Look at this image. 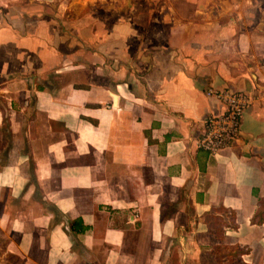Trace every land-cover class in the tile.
Returning a JSON list of instances; mask_svg holds the SVG:
<instances>
[{
    "label": "crops",
    "instance_id": "obj_1",
    "mask_svg": "<svg viewBox=\"0 0 264 264\" xmlns=\"http://www.w3.org/2000/svg\"><path fill=\"white\" fill-rule=\"evenodd\" d=\"M208 88L249 98L214 156ZM263 199L264 0H0V264H263Z\"/></svg>",
    "mask_w": 264,
    "mask_h": 264
},
{
    "label": "built area",
    "instance_id": "obj_2",
    "mask_svg": "<svg viewBox=\"0 0 264 264\" xmlns=\"http://www.w3.org/2000/svg\"><path fill=\"white\" fill-rule=\"evenodd\" d=\"M205 94L224 105L222 114L206 118L197 143L200 150L214 156L231 149L238 141L240 121L249 104V98L244 93L214 88H208Z\"/></svg>",
    "mask_w": 264,
    "mask_h": 264
},
{
    "label": "trees",
    "instance_id": "obj_3",
    "mask_svg": "<svg viewBox=\"0 0 264 264\" xmlns=\"http://www.w3.org/2000/svg\"><path fill=\"white\" fill-rule=\"evenodd\" d=\"M260 206L255 212L253 218L251 219L252 224L261 225L264 222V199L259 201ZM214 213L227 212L223 208L213 210ZM228 221L223 220L220 216H213V235L218 241L222 240L226 229L237 230L238 226L235 223V215L233 212L228 214ZM81 227L77 226V222L73 223L72 231H81ZM250 249L240 248L239 246H227V245H217L214 247V258L218 264H233L235 262L244 263L242 260L243 256L249 255ZM227 258V262L223 263V259ZM18 264H22L17 260Z\"/></svg>",
    "mask_w": 264,
    "mask_h": 264
},
{
    "label": "rangeland",
    "instance_id": "obj_4",
    "mask_svg": "<svg viewBox=\"0 0 264 264\" xmlns=\"http://www.w3.org/2000/svg\"><path fill=\"white\" fill-rule=\"evenodd\" d=\"M165 1V0H164ZM215 245L213 246L212 250L210 251L209 254H213V249H214ZM3 249V244L2 241H0V253L2 252ZM242 260L244 263H239V262H235L233 264H259V261H257V258L253 259L252 257H242ZM223 263L227 262V258L222 260ZM15 263H18L17 261H15ZM199 264H218L217 261L215 260L214 256H203L201 258V260H198ZM264 264V262H263Z\"/></svg>",
    "mask_w": 264,
    "mask_h": 264
}]
</instances>
